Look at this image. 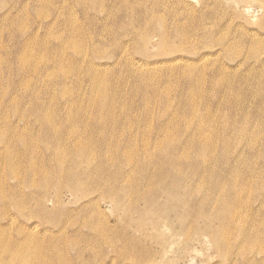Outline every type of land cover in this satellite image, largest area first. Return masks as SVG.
<instances>
[{
  "label": "rangeland",
  "instance_id": "374dc122",
  "mask_svg": "<svg viewBox=\"0 0 264 264\" xmlns=\"http://www.w3.org/2000/svg\"><path fill=\"white\" fill-rule=\"evenodd\" d=\"M0 264H264V0H0Z\"/></svg>",
  "mask_w": 264,
  "mask_h": 264
},
{
  "label": "bare ground",
  "instance_id": "6f19581e",
  "mask_svg": "<svg viewBox=\"0 0 264 264\" xmlns=\"http://www.w3.org/2000/svg\"><path fill=\"white\" fill-rule=\"evenodd\" d=\"M212 123L213 122L210 119H208L206 121L200 120L197 123V127H196L198 129V132H205V140L204 141H207V144L209 145V147L207 148L208 150H210L212 148V146H213V142L211 140H209V138H208V130L211 127ZM179 131H180V128H179ZM174 140L176 141V138H174ZM171 144L172 145L174 144V146L175 145L177 146L176 142H172ZM161 146L163 147V142L161 143L160 148H161ZM177 147H176V150H177ZM179 160H181V158ZM211 160H212V158L210 156H208V161L210 162ZM173 163H178V158L176 156V151L173 153Z\"/></svg>",
  "mask_w": 264,
  "mask_h": 264
}]
</instances>
